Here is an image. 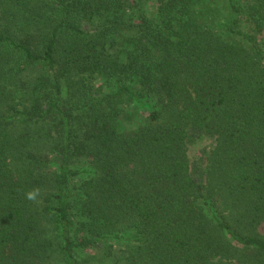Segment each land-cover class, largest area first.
I'll use <instances>...</instances> for the list:
<instances>
[{"label": "trees", "instance_id": "16d2710c", "mask_svg": "<svg viewBox=\"0 0 264 264\" xmlns=\"http://www.w3.org/2000/svg\"><path fill=\"white\" fill-rule=\"evenodd\" d=\"M225 1L0 0V264H264V0Z\"/></svg>", "mask_w": 264, "mask_h": 264}, {"label": "rangeland", "instance_id": "374dc122", "mask_svg": "<svg viewBox=\"0 0 264 264\" xmlns=\"http://www.w3.org/2000/svg\"><path fill=\"white\" fill-rule=\"evenodd\" d=\"M215 2V10L217 11V15L220 17V21L223 19L224 14L226 13V1L225 0H213ZM234 2L240 4L242 8H245L246 4H250L252 0H234ZM140 4L142 5V8L149 14L152 12H155L156 6H157V0H140ZM130 10H133L130 9ZM243 13L246 14L243 10ZM246 17V16H245ZM242 27L244 29H248L247 23H243ZM258 38H260V41L263 43L262 47L264 48V31L257 34ZM149 105H146L145 103L132 100V99H126L125 100V106H124V114L127 116L126 112L131 116L130 119H139L142 114L144 115L146 113V107ZM133 113V117H132ZM126 119V120H127ZM129 120V119H128ZM130 123L133 125L134 121H130ZM100 248L97 249H87L83 251V254H92L95 252H98Z\"/></svg>", "mask_w": 264, "mask_h": 264}, {"label": "clouds", "instance_id": "9594fccd", "mask_svg": "<svg viewBox=\"0 0 264 264\" xmlns=\"http://www.w3.org/2000/svg\"><path fill=\"white\" fill-rule=\"evenodd\" d=\"M39 194V189H33L26 193V198L30 201H35Z\"/></svg>", "mask_w": 264, "mask_h": 264}]
</instances>
